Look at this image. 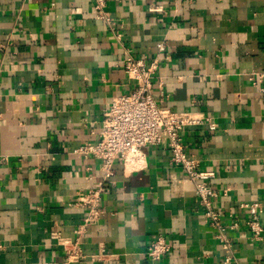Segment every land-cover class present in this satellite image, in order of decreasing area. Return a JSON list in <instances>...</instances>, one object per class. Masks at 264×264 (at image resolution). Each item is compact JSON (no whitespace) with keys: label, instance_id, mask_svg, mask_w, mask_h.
I'll return each mask as SVG.
<instances>
[{"label":"crops","instance_id":"obj_1","mask_svg":"<svg viewBox=\"0 0 264 264\" xmlns=\"http://www.w3.org/2000/svg\"><path fill=\"white\" fill-rule=\"evenodd\" d=\"M94 3L0 2V264L63 262L59 242L73 243L87 215L75 197L100 178L98 160L76 150L97 142L111 100L131 94L126 55L157 61L160 107L216 125L183 130L187 156L213 173L222 222L238 223L228 264H264V79H251L264 73V0H104L102 20ZM110 182L77 264H224L165 142L115 164ZM255 204L258 240L242 224L241 205ZM159 237L171 249L152 262Z\"/></svg>","mask_w":264,"mask_h":264},{"label":"built area","instance_id":"obj_2","mask_svg":"<svg viewBox=\"0 0 264 264\" xmlns=\"http://www.w3.org/2000/svg\"><path fill=\"white\" fill-rule=\"evenodd\" d=\"M103 2L104 0H95L93 6L96 18L101 20L104 19ZM156 48L159 53H163L165 44L159 43ZM157 68L156 60L148 62L144 56L134 58L126 55L122 69L134 84L131 94L111 100L103 113L97 142L87 143L76 150L84 157L98 160L100 178L87 191L79 192L75 197L74 204L84 208L87 215L76 231L77 238L73 243L62 240L59 242L64 252L61 264H77L85 258L79 247L78 236L99 220L103 212L102 196L108 193V185L114 176V165L125 166L139 157L141 148L159 145L162 142L166 144L170 162L181 168L188 180L193 183L197 202L204 209V221L213 229L214 238L225 254L224 264L234 259V248L229 232L235 230L238 223L222 222L221 214L214 204L217 194L210 185L213 173L200 170L197 162L187 156L182 136L185 128L205 127L207 131L212 132L216 125L201 113L175 112L160 107L153 97L152 79ZM251 79L262 80L264 73H255ZM241 207L248 209L250 215L242 224L253 234L254 239L258 240L262 232L257 216L259 206L255 204ZM170 249V244L159 237L151 243L146 255L152 262H158Z\"/></svg>","mask_w":264,"mask_h":264},{"label":"bare ground","instance_id":"obj_3","mask_svg":"<svg viewBox=\"0 0 264 264\" xmlns=\"http://www.w3.org/2000/svg\"><path fill=\"white\" fill-rule=\"evenodd\" d=\"M129 166V165H128ZM130 167H131V165H130Z\"/></svg>","mask_w":264,"mask_h":264}]
</instances>
